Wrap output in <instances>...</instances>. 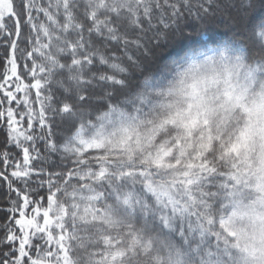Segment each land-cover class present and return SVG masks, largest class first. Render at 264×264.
Here are the masks:
<instances>
[{
    "label": "snow or ice",
    "instance_id": "snow-or-ice-1",
    "mask_svg": "<svg viewBox=\"0 0 264 264\" xmlns=\"http://www.w3.org/2000/svg\"><path fill=\"white\" fill-rule=\"evenodd\" d=\"M0 47V264H264V0H0Z\"/></svg>",
    "mask_w": 264,
    "mask_h": 264
},
{
    "label": "trees",
    "instance_id": "trees-1",
    "mask_svg": "<svg viewBox=\"0 0 264 264\" xmlns=\"http://www.w3.org/2000/svg\"><path fill=\"white\" fill-rule=\"evenodd\" d=\"M217 34L218 35H223L224 34V30L221 28V29H218L217 30ZM180 47H183V45H179L177 47H173V48H170L166 51H162L161 53H159V55L161 56V58H168L170 56H174L177 51L179 50ZM4 52H5V49L3 47H0V57H2L4 55ZM3 70V61L2 59H0V71ZM3 140V133L0 132V142H2ZM4 201H5V197H4V194H3V188L2 186H0V208H3L4 207ZM3 215L4 213L3 212H0V220H2L3 218Z\"/></svg>",
    "mask_w": 264,
    "mask_h": 264
}]
</instances>
